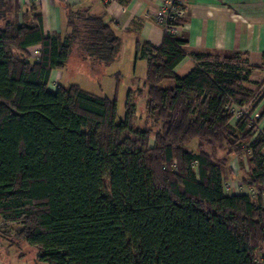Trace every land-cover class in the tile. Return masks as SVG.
<instances>
[{
  "label": "trees",
  "instance_id": "16d2710c",
  "mask_svg": "<svg viewBox=\"0 0 264 264\" xmlns=\"http://www.w3.org/2000/svg\"><path fill=\"white\" fill-rule=\"evenodd\" d=\"M65 30L45 34L37 6L0 0V221L20 223L15 235L44 264H264V109L253 118L264 94L250 81L258 68L237 52L187 51L177 37L136 40L145 80L117 122L115 98L49 83L74 48L108 67L120 37L86 9L67 8ZM187 56L195 66L178 77ZM134 94L155 132L135 126ZM234 159L245 161L238 181L254 195L225 193Z\"/></svg>",
  "mask_w": 264,
  "mask_h": 264
},
{
  "label": "crops",
  "instance_id": "0c3cea01",
  "mask_svg": "<svg viewBox=\"0 0 264 264\" xmlns=\"http://www.w3.org/2000/svg\"><path fill=\"white\" fill-rule=\"evenodd\" d=\"M10 1L21 11L31 4L37 6L45 34H65L66 12L69 7L86 9L92 14L103 16L121 39L119 56L112 64L123 60L121 57L123 44L131 45L132 52L127 58V66L130 69L132 66V70L127 74L130 84L143 83L141 80V82L131 80L136 76V68L139 65L143 66L144 75L146 74V62L134 60L136 40L159 46L164 35L152 16L159 7L158 0H113L108 3H103L101 0ZM176 37L186 43L187 51L219 55V57L230 52L241 53L247 60V65L258 68L250 74V81L256 83L264 94V0H190L183 27ZM36 47L38 46L29 49L30 54ZM32 59L35 60L33 57ZM194 66V61L187 56L174 68V73L178 77H183ZM102 70L103 68H100L101 72ZM63 71L53 70L50 82L57 77L56 82L60 83ZM118 75L124 78V73L120 70L112 73L116 81ZM263 109L264 97L254 113L260 114ZM237 120L238 118L233 114L231 124L235 125ZM258 128L264 130V115L258 123ZM238 194L240 193L232 189L227 195Z\"/></svg>",
  "mask_w": 264,
  "mask_h": 264
},
{
  "label": "rangeland",
  "instance_id": "374dc122",
  "mask_svg": "<svg viewBox=\"0 0 264 264\" xmlns=\"http://www.w3.org/2000/svg\"><path fill=\"white\" fill-rule=\"evenodd\" d=\"M131 45L124 43L122 48V59L119 63H114L104 68L102 72L97 66H92L86 62L82 61L76 48L72 51V57L69 62L68 68L66 67L62 72L63 76L60 83H57V77L52 79L50 82L51 92H55L59 87H67L69 85H78L82 90L96 95V96H106L110 99L115 98L117 106V122L123 120L125 115V102L126 95L130 89H142L144 84V71L143 66L139 65L136 68V76L131 78L135 82H143L130 84L129 76L127 75L129 71L132 70L127 66V58L131 55ZM116 70L122 71L124 73V78H120L119 81L112 76V73ZM101 72V74H100ZM141 80V81H140ZM118 85V86H116ZM263 92V90H262ZM135 93V92H134ZM261 94V93H260ZM135 96V94H134ZM136 116H135V126L139 128H150L153 132L156 131V127L153 128L151 121L147 120L145 101L144 98L139 100L136 98ZM153 144V138L150 140V145ZM242 168V169H241ZM246 175V163L243 161L242 164L239 163L237 159L230 162L228 170L224 172L223 179L224 183H229L230 190L234 189L238 193L249 194V190L235 185L238 180ZM240 184V182H238ZM106 191L108 188L106 187ZM22 229L20 223H9L5 224L0 221V264H44L38 261V252L35 248L27 245L23 240L18 238L15 233H18ZM260 257L257 259L259 263Z\"/></svg>",
  "mask_w": 264,
  "mask_h": 264
},
{
  "label": "built area",
  "instance_id": "2783aa9c",
  "mask_svg": "<svg viewBox=\"0 0 264 264\" xmlns=\"http://www.w3.org/2000/svg\"><path fill=\"white\" fill-rule=\"evenodd\" d=\"M103 3H108L113 0H101ZM159 7L153 13V19L159 26L162 33L169 37H176L183 27V22L186 15V8L190 0H158ZM31 56L37 61L40 57V47H36L31 53ZM247 113V107L235 108L233 114L239 119ZM253 118L258 119L259 114L253 113ZM243 187L241 184L235 185ZM230 185L223 182V189L225 193L229 190ZM250 195L254 192L249 190Z\"/></svg>",
  "mask_w": 264,
  "mask_h": 264
},
{
  "label": "water",
  "instance_id": "95a60500",
  "mask_svg": "<svg viewBox=\"0 0 264 264\" xmlns=\"http://www.w3.org/2000/svg\"><path fill=\"white\" fill-rule=\"evenodd\" d=\"M262 197H263V199H264V193H263Z\"/></svg>",
  "mask_w": 264,
  "mask_h": 264
}]
</instances>
